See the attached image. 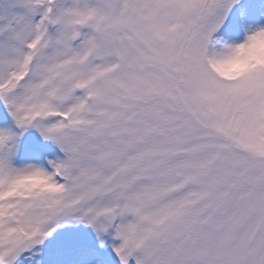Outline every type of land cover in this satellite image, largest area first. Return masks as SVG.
Here are the masks:
<instances>
[{
  "label": "snow or ice",
  "instance_id": "obj_1",
  "mask_svg": "<svg viewBox=\"0 0 264 264\" xmlns=\"http://www.w3.org/2000/svg\"><path fill=\"white\" fill-rule=\"evenodd\" d=\"M0 264H264V0H0Z\"/></svg>",
  "mask_w": 264,
  "mask_h": 264
}]
</instances>
